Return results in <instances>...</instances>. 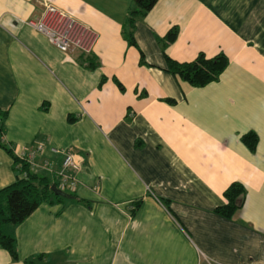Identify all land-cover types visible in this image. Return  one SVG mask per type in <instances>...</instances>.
<instances>
[{
    "label": "crops",
    "instance_id": "1",
    "mask_svg": "<svg viewBox=\"0 0 264 264\" xmlns=\"http://www.w3.org/2000/svg\"><path fill=\"white\" fill-rule=\"evenodd\" d=\"M43 3L95 30L93 50L61 51L27 25ZM132 3L0 0L1 142L15 155L41 142L33 169L55 181L63 152L84 158L71 196L9 225L18 259L0 247V264H264V0H156L136 45ZM219 52L228 64L204 86L166 70L165 54ZM16 177L0 147V188ZM235 180L244 200L226 218L214 208Z\"/></svg>",
    "mask_w": 264,
    "mask_h": 264
},
{
    "label": "trees",
    "instance_id": "2",
    "mask_svg": "<svg viewBox=\"0 0 264 264\" xmlns=\"http://www.w3.org/2000/svg\"><path fill=\"white\" fill-rule=\"evenodd\" d=\"M156 0H133L129 8V15L124 22V35L128 42L136 45L134 38V22L139 15H144L151 9ZM177 28L168 30L162 40L172 42L177 36ZM141 62L143 61L141 53ZM166 70L179 76L194 87L204 86L216 81L228 64L227 56L219 52L212 57L199 53L193 60L178 62L165 54ZM90 65V64H89ZM95 66V65H94ZM165 100L172 102V99ZM6 112L0 113V147L12 157L15 165L16 179L0 188V247L7 250L11 258L18 259L15 236L5 230L7 225H16L25 220L42 202H54L71 196L67 191L58 187V180H52L48 175L39 173L29 164L15 155L11 148L1 142L4 129ZM70 120L72 118H69ZM243 143L254 151L258 137L253 131H248L241 136ZM55 186V189L52 188ZM246 188L240 181L231 182L223 191L225 203L217 205L214 211L226 218H231L243 203ZM25 264H33L31 259H25Z\"/></svg>",
    "mask_w": 264,
    "mask_h": 264
},
{
    "label": "built area",
    "instance_id": "3",
    "mask_svg": "<svg viewBox=\"0 0 264 264\" xmlns=\"http://www.w3.org/2000/svg\"><path fill=\"white\" fill-rule=\"evenodd\" d=\"M26 24L44 34L49 42L59 50L69 53H90L98 36L91 27L52 3H43V9L39 15L36 18L28 19ZM51 150L53 153L60 152L54 147ZM42 151L43 144L37 142L33 147L17 156L25 160L31 168H36L35 157ZM62 154L60 168L55 172L58 187L64 191H74L77 187L76 173L82 168L84 158L69 150ZM51 164L50 161L44 160V166L48 170L51 169Z\"/></svg>",
    "mask_w": 264,
    "mask_h": 264
},
{
    "label": "rangeland",
    "instance_id": "4",
    "mask_svg": "<svg viewBox=\"0 0 264 264\" xmlns=\"http://www.w3.org/2000/svg\"><path fill=\"white\" fill-rule=\"evenodd\" d=\"M9 227H10L9 225L5 227L6 231H8Z\"/></svg>",
    "mask_w": 264,
    "mask_h": 264
},
{
    "label": "water",
    "instance_id": "5",
    "mask_svg": "<svg viewBox=\"0 0 264 264\" xmlns=\"http://www.w3.org/2000/svg\"><path fill=\"white\" fill-rule=\"evenodd\" d=\"M53 189H55V186H52Z\"/></svg>",
    "mask_w": 264,
    "mask_h": 264
}]
</instances>
